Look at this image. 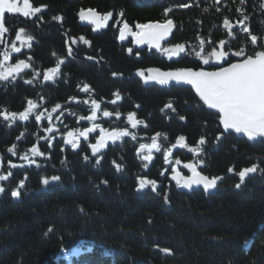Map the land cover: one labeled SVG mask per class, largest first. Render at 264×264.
<instances>
[{"label": "trees", "instance_id": "16d2710c", "mask_svg": "<svg viewBox=\"0 0 264 264\" xmlns=\"http://www.w3.org/2000/svg\"><path fill=\"white\" fill-rule=\"evenodd\" d=\"M31 2L34 7L46 6L45 12L36 17H42L43 24L8 16L5 39L10 45L17 28L32 32L37 43L30 57L34 66L43 68L41 76L32 84L25 83L32 79L31 72L23 76L22 82L0 81V110L19 113L27 107V100L38 103V97L53 104H66L75 92H82L81 86L86 83L92 97L112 101L113 93L118 91L122 97L118 101L121 113L127 116L135 112L147 124L139 128L142 137L160 132L171 137L184 134L188 141L201 136L211 144L216 141L221 132L216 118L200 105L191 90L146 86L133 76L149 67L169 69L198 64L190 57L173 65L145 52H140V59L136 60L138 51L132 48L133 54L129 55L128 48L117 43L118 35L110 28L89 36L85 27L77 25L79 9L115 14L123 11L129 22H142L156 20L163 10L172 8L170 16L177 26L172 36L175 43L198 44L199 35L210 37L216 44L228 39L224 17L237 25L242 17L236 9L243 7L250 31L264 37V0H246L243 6L239 0H221L219 4L214 0ZM185 3L191 7H179ZM206 7L207 12L203 11ZM57 15L63 18L62 22H50ZM233 32L236 38L230 40L232 50L246 46L251 52L248 34L238 25ZM79 34L86 36L91 46L73 50L72 59L67 61L64 41L69 43V37ZM205 46L212 47L207 43ZM0 50H4V45ZM53 53L66 62L54 83H44V69L55 64ZM169 101L176 109L175 115L165 108ZM136 105H140L138 112ZM180 116L186 119L180 120ZM30 123L28 130L17 123L8 127L0 117V157L5 158L7 148L13 144L17 154L11 160L18 165L24 163L19 159L22 149L36 145L45 153V157L36 158L39 167H21L28 176L18 201L13 200L11 191L26 175L17 178L16 173L0 183L5 187L0 195V264H264V173L257 171L240 188L235 186L242 168L257 164L264 169L263 139L248 143L232 134L223 136L207 166L209 173L223 179L217 191L206 196L200 190L153 192L148 187L138 191V177L158 181L160 172L155 165L150 169L143 167L145 163L136 154L139 146L129 140L117 143L120 147L108 148L105 158L97 164L71 154L63 143L39 144L38 129ZM22 132L24 135L18 140ZM115 164L122 166L120 171ZM230 167L235 169L234 174L228 171ZM52 176L60 179L50 180L48 185L42 183L43 178ZM162 249H168L170 254ZM75 250L77 255H73Z\"/></svg>", "mask_w": 264, "mask_h": 264}, {"label": "snow or ice", "instance_id": "6c2138e0", "mask_svg": "<svg viewBox=\"0 0 264 264\" xmlns=\"http://www.w3.org/2000/svg\"><path fill=\"white\" fill-rule=\"evenodd\" d=\"M220 2L221 0H214L215 4H219ZM239 3L243 6L246 4V0H239ZM179 7L188 8L191 7V5L185 3L179 5ZM261 7L264 8V4H262ZM44 8H46V6L43 5L34 7L31 0H23L22 5L20 0H0V45H4V50L0 52V57H2L0 58V81L9 83L15 81L21 73L32 68V64L30 63L31 57H28L27 60L17 58L14 63L11 62L13 53H20L24 47L31 48L34 37L27 33L24 28H20L16 31L14 40L9 45L4 39L5 34L9 32V28L5 24V14H20L30 18L37 16ZM172 11V8L165 9L163 13L165 19L163 21L135 23V30H133V27L129 25L127 20L123 19L125 14L123 11H120L117 15L121 19L116 20V24L120 25L118 29L119 40L124 41L131 37V42L136 46L142 47L147 45L149 50L155 49L157 53L167 57L169 60L173 58L184 59L188 56H193L199 61V64L196 67H178L168 71H162L159 68H148L147 70H138L137 75L140 76L146 84L155 82L165 86L170 84L190 85L203 105L210 110H214L215 113L218 114V124L222 128V131L215 137L217 142L226 134L230 135L232 133L242 135L250 141L264 139V37L253 34L250 31L249 26L245 23L248 17L244 15L243 7H238L236 9L242 17V19L237 21V25L242 32L248 34L252 46L251 52L247 50L246 46L239 47L235 51L232 50L230 40L236 38L233 28L237 25H234L228 17H224L223 19V28L227 31L228 39H221L218 44H213L210 37H202L199 35L196 37L198 44H171L169 37L173 34L176 24L173 19L167 17ZM203 11L207 12L209 9L206 7ZM216 11L219 12L220 9L217 8ZM78 16L81 21H86L93 25V31H98L108 27L109 20L113 18V12L109 11L101 14L91 8L87 10L81 9ZM53 19L61 21L63 18L61 16H54ZM79 40L86 45H90V41L83 36H80ZM17 42H19L20 46H17ZM72 43H76L75 39L72 40ZM206 43L212 45V47L210 49L206 48ZM127 51L129 55L133 54L132 48H128ZM72 52V48L69 47L68 55L71 56ZM135 54L137 56L140 55L139 52ZM53 55L56 54L53 53ZM88 59H92V57H88ZM64 62L63 59H58L54 67L44 70L42 73L43 81H54L61 74V65L64 64ZM145 71L147 75H145ZM113 75L116 76L118 74L113 73ZM40 76L41 72L33 69L32 79L25 80V83L32 84L33 81ZM81 91L89 93L91 91L90 85L86 83L82 84ZM113 95L115 99L110 101L112 104H115L122 98L118 91L113 93ZM42 100L43 97H41V101ZM72 100H75V97L70 98V101ZM83 103H90V114L87 116L80 115L78 117V122L87 120L90 126L84 127L82 130L77 128L68 131L64 138L65 144H69L73 149H76L79 146L81 137H83L84 140H88L90 133L99 130V135L95 143H90L88 145L92 155L97 156V154L107 146L109 141L115 143L129 136L132 140L137 139L136 134L132 133L129 128L109 130L96 123L98 113H101L102 116L106 118L115 115L116 118L119 119L121 116L119 111L113 113L106 109L102 110L101 102L96 99L90 98L89 100H84ZM38 107L39 104L37 102L29 99L27 100V107L23 111L16 113L8 109H3L0 110V117L11 127L17 120L28 121L30 115L38 109ZM136 107L139 108L140 105H136ZM61 108L62 105L57 103L51 109V112H48L47 109L44 111H37L35 120L39 123L42 118H45V113L48 112L46 118L50 126L44 129V131L52 133L54 131V128L51 126V121L53 119L52 113L57 112V110ZM165 108L171 109L173 112L176 111L171 101L165 105ZM56 119L58 120L59 117L57 116ZM126 119L131 129H136L140 125L147 127L145 121L138 119L135 112H129ZM179 119L185 120L186 117L180 116ZM23 135L24 133L22 132L21 136L17 139H21ZM52 138L53 137L50 136L44 137V139L49 140V142ZM161 138L167 140V134L157 132L150 138V143L139 144L137 155L142 161L151 163L153 160V152H162L164 163L174 165L171 167V179L176 182L178 187L192 189L193 186H202L206 192L217 188L218 181L222 180L223 177H210L206 174H202V171H198V167L203 164L202 160L197 159L194 162L189 161L182 163L179 158L175 160L171 159L173 150L176 148L187 149V151L199 157L204 151L203 146L207 143L204 136L198 139L195 146H190L187 143L186 137L180 135L176 138L175 143L166 148L162 147L160 142ZM49 146H51V143H49ZM16 147V144H13L7 148V151L12 155H16ZM29 152L31 153V157L45 156V153L41 152L36 145L29 149ZM84 158L85 160L88 159L87 156ZM102 158V156L97 158L96 163L99 164ZM19 159L29 164H36V161L30 158L28 153L20 155ZM181 165L191 174H182L176 167ZM23 166V164L18 165L9 161V170L6 173L0 171V181H7L13 175L11 169ZM36 166L39 167L38 164ZM147 166V163L143 165L144 168H147ZM0 167H2V157H0ZM115 167L117 171H120L122 168L120 164H115ZM228 171L232 173L235 169L230 167ZM257 171L264 173V169H261L257 164H252L250 167L241 169L237 173L239 183L235 186L240 188L241 185L244 184L246 177ZM163 174L162 172L161 175ZM59 179V176H52L50 179L43 178L42 183L48 185L50 180L58 181ZM26 180L27 176L18 182V186L11 191L12 197H20V189L25 187ZM102 182L106 183V181ZM148 186L151 187L153 192L157 190V182L155 180L138 177V191ZM4 191L5 187L0 184V193H4ZM48 231L51 232L52 229L50 228ZM162 251L169 253L168 249H162ZM77 254L78 250L73 251V255Z\"/></svg>", "mask_w": 264, "mask_h": 264}, {"label": "flooded vegetation", "instance_id": "af4514ba", "mask_svg": "<svg viewBox=\"0 0 264 264\" xmlns=\"http://www.w3.org/2000/svg\"><path fill=\"white\" fill-rule=\"evenodd\" d=\"M142 1H144V0H142ZM160 1H163V0H160ZM80 10L81 9H79L78 12L76 13L77 14L76 15V20H77L78 13H79ZM44 12H45V8L41 11V13L37 14V16L27 18L26 20L29 21V22H33V21L35 22L36 20H38L40 22V24H43V19H41V17H39V18H36V17H38L40 14H43ZM164 12H165V10H163V12L158 16V19H156V20H145V21H142V22H148V21H163L165 19L164 15H163ZM100 13L101 14H104V13H107V12H102L101 11ZM117 14H118L117 12H116V14L113 13V18L108 23L109 25L105 29V31H107L110 28L111 32H115V34L118 35L119 34L118 29H119L120 25H117L116 24V20L121 19V18ZM170 14H171V12L169 13V16L167 18H171ZM57 16H60V15H57ZM123 19L127 20L126 17H123ZM50 22H55L57 24V23H61L62 20L61 21H57V20H54L53 17H51L50 18ZM77 22H78V20H77ZM127 22L129 23V25L131 27H133V30H135L134 29V25L138 21L134 20V21H130L129 22L127 20ZM174 23H175V21H174ZM18 29H20V28H17L16 30H14L15 34H16V31ZM86 29L88 30V34L91 37H94V36H97V35L100 34V33L93 34V28L92 27L90 29L89 28H86ZM26 30H27L26 32H28L29 34H31L33 36L32 32L30 30H28V29H26ZM174 30H173V34H174ZM173 34H172V36H173ZM80 36H83V37H85V39H87L86 36L79 34V35H77V37H75V36L74 37H69V39H68L69 43L67 42V40L64 41V48H65V52L67 53V57H66L67 61H70L72 59L71 58L72 55L71 56L68 55V48L69 47H71L72 50L78 51L80 48H88V46L89 47L91 46V42H90V45H86L81 40H79V37ZM172 36L170 37L169 41H170L171 44L174 45L176 43L172 39ZM73 39H75L76 43H72V40ZM125 42H126L124 44L125 47H127V48H134L135 47L134 43L131 42V37H129ZM36 43H37L36 42V39L34 38V40L32 42L31 48L24 47V48H22V51L20 53H14L15 56L12 58V61L11 62L14 63L17 58L27 60L28 57H30V54H31V52L33 50L32 47L33 46H36ZM117 43L119 45H121V43H119L118 40H117ZM17 46H20L19 45V42H17ZM147 50H148V48H146L143 52L146 53ZM0 52H1V50H0ZM72 54H73V52H72ZM150 54H153L156 57L158 56L162 60H165V61L168 60V62L171 63V64H173V65H176L177 64V62H170L171 60H169L165 56H162L160 53H152V52L151 53H148V55H150ZM52 57H53V59H55V64L57 63V60L58 59H61V58L57 57L56 55H52ZM190 57H192V59L194 60V57L193 56H188L186 58H190ZM63 60H65V59H63ZM195 61L198 64V61L197 60H195ZM30 63L32 64V60L30 61ZM55 64H53L50 67H54ZM50 67H48V68H50ZM191 67H195V66H191ZM149 68H154V67H149ZM175 68H178V67L177 66H175V67L169 66V69H164V68L163 69L162 68H159V69H161L162 71H168V70L175 69ZM33 69H35L36 71H39V72L41 70V72H42V69L43 68L40 67V66H38V65L37 66H34L32 64V68H30V69L27 70L28 72L26 73V76H28L30 74V72L33 75ZM47 69H44V70H47ZM145 75H147V72L146 71H145ZM23 76H25V75H21L17 79L20 80V82H22ZM42 82H44V83H50V84L54 83V81L45 82L43 80H42ZM76 94H78V93L75 92L74 95L70 97V98L75 97V100L70 101V98H69V99H67V102L68 103H66V104H62V103H59V102H56V103L53 104V103L47 102L44 98L41 101V97H38V104H39L38 109H36L30 115L28 121H20V122H22V125H23V128L24 129H27L30 126V124H31L30 122H32V124H33L32 127L38 129V131L36 133V136L39 137V139L45 141L43 143L41 142L40 144H45V143L48 142L46 145L49 146V143H51L52 146H53V145L56 144V142L63 143V147L65 148V150H70L71 151V154H73V155L74 154L79 155V157H81V159H85L84 157L87 156V155L89 156V153H90V150H91L88 145L90 143H95V140H96V138L99 135V130H97L96 132L90 133L88 140H84V138L81 137L80 138V141H79V146L76 149H73L71 147V145L64 143V138H65L66 133L68 131L74 130V129H77V128H79V129L82 130L84 127H89L90 126V123L87 120H81V121L78 122V117L80 115L87 116V115L90 114V103L89 104H85V103H83V101L84 100H89L90 98L91 99H94V96L92 97L91 96L92 94L85 93L83 91L79 95H76ZM57 103L61 104L62 105V108L59 109V110H57V112L52 113L53 119L51 121V126L54 128V131L52 133H48V132L44 131V129H46L47 127L50 126L49 121L47 120L46 117L48 115V112H51V109ZM45 109H47L48 112L45 113V118H42V120L38 123L35 120V114H36L37 111H44ZM101 109L102 110H105L106 109V110L111 111L113 113H115L116 111H119L121 113V111L119 109V105L113 106V105H111V103L110 104H107V101H102L101 102ZM61 113H63V114H61ZM175 114H176L175 112H171V115H175ZM57 116L59 117L58 120L56 119ZM214 118H216L215 119L216 124L219 126L217 116H214ZM167 120H171V118L168 117ZM96 123L100 124L102 127L106 128V129H109V130L116 129V128H120V129L129 128L132 133H135L136 134V136H137V133H138L137 130L130 128V125H128V123L124 120V116H123L122 113H121V116H120L119 119H117L115 115H113L112 117H107L106 118V117H103L101 113H98V119H97ZM17 124H19V123H17ZM14 125H12L11 127H13ZM220 131H222V129ZM166 134H167L168 139L167 140H163L161 138V140H160L163 148H166V147L170 146L171 144L175 143V140L177 138V137H174V136L171 137L168 133H166ZM46 136L53 137L51 139V141H53V142H51V141L49 142V140L44 139V137H46ZM152 136L153 135H150L149 137H146V136H144V137L137 136V139L136 140H132L131 137L129 136V137H124L123 139H126V141L129 140L130 142H133V144H135V146H139L140 143H150L151 142L150 138ZM225 136H227V134ZM222 138H221L220 142L223 141ZM186 140H187V137H186ZM120 141H116L115 143H112L110 146L106 147V149H104L100 153H98V155L103 154L104 152H105V155H106L107 149L108 148H111V146L114 147L115 145H117V142H120ZM197 141H198V139L197 138H194V140H190V141L187 140V143L190 146H195ZM220 142L218 143L217 141H215L213 144H211L207 140L206 145L203 146L204 147V151H203V153L199 157H197L193 153L187 151V149L176 148V149L173 150V154H172L171 159L175 160V159L179 158L182 161V163H186V162H189V161H193L194 162L197 159L202 160L203 161V164L200 165L197 170L198 171H202V174H206V175H208L210 177L216 176L215 174L208 172L207 166L209 164L208 160H209L210 155L213 152H216L217 148H219ZM136 154H137V152H136ZM153 154H154L153 155V160H152V162L150 164L157 166L158 172L162 173L163 170L165 172V174H164L165 176L163 177V179H159L158 178L159 184H161L162 187H165L167 189H174V188H176L175 186H173V185H171L169 183V177L172 174L171 167H173L174 165H169V164H165L164 163V159H163L162 152H153ZM176 167L184 175H190L191 174L187 169H184L182 167V165L181 166H176Z\"/></svg>", "mask_w": 264, "mask_h": 264}, {"label": "rangeland", "instance_id": "374dc122", "mask_svg": "<svg viewBox=\"0 0 264 264\" xmlns=\"http://www.w3.org/2000/svg\"><path fill=\"white\" fill-rule=\"evenodd\" d=\"M20 1H22L23 2V0H20ZM22 2H21V5H22ZM18 17H21V18H24L23 16H20V15H17ZM78 20V19H77ZM77 25H78V22H77ZM81 26V25H80ZM83 27V26H82ZM26 30V29H25ZM27 31V30H26ZM28 33V32H27ZM126 42L124 41H122L121 42V45H123L124 46V44H125ZM137 60V59H136ZM133 76L134 77H139L140 79H141V81H143V79L140 77V76H138L137 74L135 75V74H133ZM149 85V84H148ZM148 85H146V86H148ZM152 85H157V84H152ZM172 85V84H171ZM160 86V85H159ZM173 86V85H172ZM176 87V86H175ZM192 92V91H191ZM94 99H96L97 101H99V102H102V101H107V104H110V100H106L105 98H103V99H100V97H95L94 96ZM101 100V101H100ZM119 101V100H118ZM112 105V104H111ZM116 105H117V102H116ZM136 108V107H135ZM134 108V109H135ZM137 109V112L139 111L138 110V108H136ZM172 112V111H171ZM171 115V114H170ZM137 117H139V114H138V116ZM140 118H141V116H140ZM7 123V122H6ZM15 124H16V122H15ZM138 136H142V135H138ZM196 138H198V137H196ZM40 142H42V140L40 141ZM48 143V142H47ZM47 143H45V144H47ZM46 146H48V145H46ZM33 146H31V147H29L28 149H22L21 150V154L23 155V154H25V153H28V155L30 156V158H32V159H34L35 161H36V158H40L41 159V156H37V157H31V153L29 152V149H31ZM115 147H120L118 144L117 145H115L114 147H111V148H115ZM39 148V147H38ZM39 150H41V148H39ZM7 152V155H8V151H6ZM12 155V154H11ZM47 155V154H46ZM98 155V154H97ZM105 154H100L99 155V157H103V159L105 158V156H104ZM98 156H94L93 158L94 159H97V158H99ZM92 158V157H91ZM94 159H91L92 161H94ZM4 160L5 161H3L2 162V165H5L6 164V162H7V156L4 158ZM24 163H22L23 165H25L26 166V168L25 169H30V167H35L36 165H37V163L39 162V161H36V164H29L28 162H26V161H23ZM13 163V162H12ZM26 163V164H25ZM94 163H95V161H94ZM9 167V166H8ZM16 170H20V172L19 171H16ZM0 171H2V172H4V173H6L7 171H6V169H2V167H0ZM11 171H12V173H13V175L9 178V179H12V177L13 176H15V174L16 173H18L19 174V176L17 177V178H20L21 176H25L27 173V171H25V170H23L21 167L20 168H14V169H11ZM26 176H28V175H26ZM142 178V177H141ZM9 179L7 180V181H9ZM4 182H6V181H0V183H4ZM237 182H238V180H237ZM150 187V186H149ZM151 188V187H150ZM162 189H164L165 191H170V189H167V188H165V187H162ZM13 198V197H12ZM18 199H19V197H18ZM13 200H14V198H13Z\"/></svg>", "mask_w": 264, "mask_h": 264}, {"label": "water", "instance_id": "95a60500", "mask_svg": "<svg viewBox=\"0 0 264 264\" xmlns=\"http://www.w3.org/2000/svg\"><path fill=\"white\" fill-rule=\"evenodd\" d=\"M79 18V17H78ZM79 24L80 25H82V26H90L86 21H81L80 19H79ZM170 38V37H169ZM152 51H156L155 49H152ZM189 86V88H191V86L190 85H188ZM192 89V88H191ZM202 102V101H201ZM205 106V105H204ZM206 107V106H205ZM206 109L208 110V111H210V112H213V113H215V111L214 110H210V109H208L207 107H206ZM183 122V121H182ZM237 138H242V136L241 135H238L237 136ZM249 176H250V174H249ZM248 176V177H249ZM248 177H246V178H248ZM202 190L203 191V193L205 194V195H212V194H214L215 193V189H212V190H210V191H204V189H203V187L202 186H199V187H197V186H193V188L192 189H186V188H182V187H179L178 188V191L179 192H185V191H188V190H191V191H193V192H196V190ZM14 201H18V198H14Z\"/></svg>", "mask_w": 264, "mask_h": 264}]
</instances>
